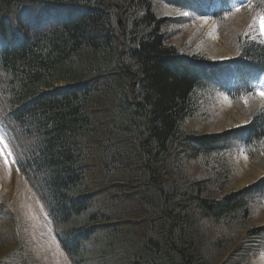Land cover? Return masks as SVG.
<instances>
[{
	"label": "trees",
	"instance_id": "16d2710c",
	"mask_svg": "<svg viewBox=\"0 0 264 264\" xmlns=\"http://www.w3.org/2000/svg\"><path fill=\"white\" fill-rule=\"evenodd\" d=\"M163 2L184 3L0 0V40L8 45L1 93L10 120L34 141L22 172L40 181L53 223L67 226L59 243L72 263L226 264L221 249L249 218L254 198L264 200V176L223 195L228 170L219 148L237 140L253 156L264 144V107L219 134L182 130L213 68L230 66L238 99L248 98L264 72V45L244 39L224 63L181 55L154 13ZM34 7L70 19L35 30L24 17ZM193 163L210 176L189 177ZM223 231L227 241L208 242L209 233ZM255 231L264 234V226L249 234Z\"/></svg>",
	"mask_w": 264,
	"mask_h": 264
},
{
	"label": "rangeland",
	"instance_id": "374dc122",
	"mask_svg": "<svg viewBox=\"0 0 264 264\" xmlns=\"http://www.w3.org/2000/svg\"><path fill=\"white\" fill-rule=\"evenodd\" d=\"M182 1L189 3V0ZM235 2L236 0L234 4ZM261 8L263 11L260 12ZM153 10L155 15L167 22L168 45L197 59L218 63L222 59L230 60L238 53L240 41L244 39L264 45V33L261 29L264 0H258V4L255 2L244 10L223 15L216 20L184 15L161 3H155ZM29 19L35 22L37 17ZM10 46L15 47L13 44ZM175 64L177 69L184 67L179 62ZM213 70L215 69L210 71ZM206 73H210L209 70ZM209 76L210 80L203 82L206 87H203V96L197 102L198 111L184 121L182 130L185 133L198 136L219 134L244 125L258 108L264 107V98L258 94L228 100L216 88L223 83H214L216 76ZM217 77L222 78L223 75ZM262 80L264 82V78ZM260 91L264 90L260 88L258 92ZM235 141L237 140L228 141L219 147H223L220 155H223L222 161L228 170L227 180L222 185L223 195L253 185L264 176V144L253 150V156L248 157L240 146L232 144ZM12 158L14 156L9 154L6 147L4 150L0 147V199L13 208L12 218H7L9 227L0 228V264H69L57 247L56 233L44 213V207L14 168ZM199 162L202 163L200 160ZM215 164L212 161L210 165ZM188 175L193 179L210 176L203 167L195 163L188 169ZM255 193L256 191L253 194ZM253 201L250 216L248 219L244 218L243 227L239 228L234 240H229L225 231L207 235L209 243L228 239L227 245L220 243L225 244L221 254L219 253L223 263L233 264L234 260L238 264H264V234L262 231L249 234L251 229L264 226V200L254 198ZM19 243L24 244L23 252Z\"/></svg>",
	"mask_w": 264,
	"mask_h": 264
},
{
	"label": "snow or ice",
	"instance_id": "6c2138e0",
	"mask_svg": "<svg viewBox=\"0 0 264 264\" xmlns=\"http://www.w3.org/2000/svg\"><path fill=\"white\" fill-rule=\"evenodd\" d=\"M184 15H188V13H184ZM261 29H262V33H264V17L261 18ZM257 94L261 96L262 98H264V91H260Z\"/></svg>",
	"mask_w": 264,
	"mask_h": 264
}]
</instances>
